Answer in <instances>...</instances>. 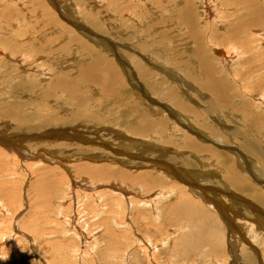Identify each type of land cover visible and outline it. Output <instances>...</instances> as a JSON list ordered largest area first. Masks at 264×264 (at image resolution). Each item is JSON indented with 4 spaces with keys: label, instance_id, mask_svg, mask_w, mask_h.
<instances>
[{
    "label": "rangeland",
    "instance_id": "rangeland-1",
    "mask_svg": "<svg viewBox=\"0 0 264 264\" xmlns=\"http://www.w3.org/2000/svg\"><path fill=\"white\" fill-rule=\"evenodd\" d=\"M213 1L219 22L202 17L199 0H0V26L22 44L9 49L14 40L0 37V264H264V38L256 34L264 30V0ZM188 15L207 38L201 30L185 38L179 20ZM215 46L230 55L222 61ZM91 63L99 82L75 80ZM62 71L74 80L75 97L47 90ZM148 100L164 107L152 115ZM134 104L148 116L143 123L156 122L143 136L117 123L123 112L127 121L138 118ZM183 135L193 144L183 145ZM119 137L164 149L121 147ZM158 153L168 165L178 163L161 165L172 176L157 173L159 162L152 170L143 165ZM82 162L129 177L149 171L155 186L148 187L162 193L89 175ZM230 170L246 182L233 183ZM182 194L197 208L183 204Z\"/></svg>",
    "mask_w": 264,
    "mask_h": 264
},
{
    "label": "bare ground",
    "instance_id": "bare-ground-1",
    "mask_svg": "<svg viewBox=\"0 0 264 264\" xmlns=\"http://www.w3.org/2000/svg\"><path fill=\"white\" fill-rule=\"evenodd\" d=\"M225 1V0H224ZM224 1H223V4H224ZM227 1V0H226ZM226 1H225V3H226ZM231 1V0H230ZM245 1H247V0H245ZM214 3V1L212 0V1H210V0H199V10H201V15H202V17H209V16H213L214 14H213V9L211 8V6H213L211 3ZM147 3V2H146ZM231 3V2H230ZM238 3V2H237ZM148 4V3H147ZM216 4V3H215ZM233 4H234V1H233ZM242 4V3H241ZM254 4V3H253ZM217 5V4H216ZM235 5V4H234ZM63 6V5H62ZM186 6V11H188V8H190V5H185ZM225 7H227V5H224ZM231 6H233V5H231ZM236 6V5H235ZM235 6H233V7H235ZM255 6V5H254ZM219 7V6H218ZM223 7V6H222ZM236 7H238V6H236ZM244 7V6H243ZM65 8H66V6H65ZM153 8V7H152ZM228 8H230V7H228ZM245 8V7H244ZM156 8L154 7V10H155ZM181 9V8H180ZM227 9V8H226ZM235 9V8H234ZM240 9V8H239ZM31 10V9H30ZM68 10V9H67ZM231 10V9H230ZM257 10H258V7H257ZM6 11V10H5ZM42 11H43V9H42ZM62 11V10H61ZM74 11V10H73ZM174 10L173 9H171V12H173ZM177 12L179 11V9H177L176 10ZM233 11H235V10H233L232 9V12L231 13H233ZM238 11V10H237ZM67 12V11H66ZM236 12V11H235ZM235 12L233 13V14H235ZM251 12V11H250ZM41 13V12H40ZM40 13H37V14H40ZM45 13H46V11H45ZM44 13V15L43 16H45L46 14ZM64 13V12H63ZM180 13V12H179ZM228 13H229V11H228ZM230 13V14H231ZM246 13V12H245ZM257 13V15H256V17H258L259 15H258V13H259V10H258V12H256ZM49 12H48V16H49ZM68 14V13H67ZM70 14V13H69ZM173 14V13H172ZM182 14V13H181ZM200 14V13H199ZM77 15V14H76ZM75 15V16H76ZM216 15V14H215ZM38 16V15H37ZM78 16V15H77ZM151 16V15H150ZM217 16V15H216ZM216 16H213L212 17V20H214V19H216V22H219L218 20H217V17ZM255 16V15H254ZM41 17V16H40ZM178 18V17H177ZM67 19V18H66ZM71 19H72V17H71ZM173 19H174V17H173ZM170 20H172V19H170ZM257 20V19H256ZM44 21V20H43ZM47 21V20H46ZM51 21V20H50ZM73 21H76L77 22V19H76V17H73V20H72V24L75 26V27H81L80 25H78V23L76 24L75 22H73ZM198 19H192V17H191V19H190V15H188V16H186L185 18L183 17V16H181L180 17V20H179V25L181 26H185L184 28H186V32H187V34L186 33H184V36H186L185 38H188V39H191V38H193L192 40H194V38H195V36L200 32V30H201V34L203 35V37L205 38H207L208 36V34L206 35V28H205V30L204 29H202V28H200V26L199 25H197L198 24ZM48 22H49V20H48ZM48 22H47V24H48ZM68 22V21H67ZM71 22V21H70ZM169 22V21H168ZM178 22V21H177ZM46 23V22H45ZM52 23H54V21L52 22ZM253 23V22H252ZM49 24H51L50 22H49ZM70 24V23H69ZM206 24V23H205ZM19 25V24H18ZM178 25V26H179ZM208 25V24H207ZM249 25V24H248ZM42 26L43 27H46V25L45 24H42ZM253 27H256V26H253ZM5 28H7L6 26H5ZM50 28H52L51 26H50ZM60 28V27H59ZM82 28V27H81ZM181 28V27H180ZM200 28V29H199ZM39 29H41V28H39ZM53 29H54V27H53ZM264 29V28H263ZM86 30V29H85ZM45 31V30H44ZM44 31L42 32V33H44ZM208 31V30H207ZM27 32V31H26ZM257 31H256V29L254 30V33H256ZM10 33H11V31L8 33V29H6L5 31H4V27L3 26H0V37H3V36H5L3 39H2V42H4L5 41V44H6V42H8V39L9 40H14V41H12V44H10L9 45V49H12V48H17L18 46H20V45H22V44H19V40L14 44L13 42H15V39H16V36H11L10 37ZM250 33V32H249ZM86 34V33H85ZM88 34V33H87ZM256 34H258V35H260L262 38H264V30H262V31H258ZM11 35H13L12 33H11ZM42 35V34H41ZM179 35V34H178ZM7 36V37H6ZM62 36V35H61ZM63 37H64V34H63ZM62 37V38H63ZM76 37H77V35H76ZM88 37V36H87ZM261 38V39H262ZM44 39V38H43ZM64 39V38H63ZM89 39H91V38H89ZM100 39V38H99ZM175 39V38H174ZM198 39V38H197ZM257 39V38H256ZM22 40H24V39H22ZM94 40V39H93ZM191 40V41H192ZM196 40V39H195ZM199 40V39H198ZM207 40V39H206ZM253 40H255V39H253ZM262 40H264V39H262ZM103 41V40H102ZM187 41V43L189 42L188 40H186ZM241 41V40H240ZM243 41V40H242ZM247 41V40H246ZM2 42H1V40H0V43H1V45L3 46V44H2ZM104 42V41H103ZM195 42V41H194ZM197 42V41H196ZM209 42H211V41H209ZM244 42V41H243ZM248 42V41H247ZM96 43H98V41L96 42ZM174 43V42H173ZM212 43V42H211ZM239 43H241V42H239ZM253 43V42H252ZM99 44H101V42L99 43ZM108 44V43H107ZM209 44V43H208ZM248 44V43H247ZM247 44H243L242 43V45H247ZM260 44V43H259ZM197 45V44H196ZM199 45V44H198ZM213 45V44H212ZM241 44L239 45V46H242ZM48 46H50V45H48ZM103 46V45H102ZM117 46V45H116ZM176 46V45H175ZM233 47L232 48H235L236 49V47L234 46V45H232ZM238 46V45H237ZM249 46V45H248ZM247 46V47H248ZM78 48L80 47L81 48V46H77ZM106 47V46H105ZM108 47V46H107ZM147 47V46H146ZM163 47V46H162ZM161 47V48H162ZM166 47V46H165ZM168 47V46H167ZM174 47V46H173ZM186 47H187V44H186ZM186 47H184V48H186ZM215 47H218V46H215ZM246 47V46H245ZM246 47V48H247ZM39 48V49H38ZM46 46H42V47H37V49L38 50H40L42 53H46V55H48L49 53L48 52H46ZM77 48V49H78ZM160 48V49H161ZM169 48V47H168ZM248 48H250V47H248ZM164 49V48H163ZM167 49V48H166ZM171 49V48H170ZM170 49H168V50H170ZM226 49V48H225ZM48 50V49H47ZM165 50V49H164ZM199 50V48H197V51ZM228 49H226V50H223V49H221V48H217V49H215L214 51H216L217 53H219V51H221V53H222V57H221V60L223 61L224 59H226L227 57H228V54L230 53V52H228L227 51ZM242 50V49H241ZM250 50V49H249ZM81 51V50H80ZM233 51H235V50H233ZM232 51V52H233ZM111 52V51H110ZM163 52V51H162ZM192 53H193V50L191 51ZM237 52V51H236ZM246 52V51H245ZM92 53V52H91ZM156 53V52H155ZM155 53H152V55L153 54H155ZM198 53V52H197ZM250 53H252V51L250 52ZM112 54H114V53H112ZM150 55V54H149ZM196 55V54H195ZM230 55V54H229ZM233 55V54H232ZM99 56V55H98ZM153 56H155V55H153ZM152 56V57H153ZM10 57V56H9ZM13 57V56H12ZM56 58V57H55ZM54 58V59H55ZM154 58V57H153ZM156 58V57H155ZM54 59L52 58L51 60H52V62H54ZM59 59V58H58ZM62 59V58H61ZM96 59V58H95ZM94 59V60H95ZM120 59V58H119ZM93 59H92V61H94ZM157 60V59H156ZM77 61H79L78 59H77ZM111 61V60H110ZM202 61V60H201ZM111 63V62H110ZM119 63H120V61H119ZM122 63V62H121ZM200 63H202V62H200ZM264 63V62H263ZM97 64V63H96ZM113 64V63H112ZM111 64V65H112ZM161 64V63H160ZM159 64V65H160ZM206 64V63H205ZM204 65V64H203ZM103 66H105V65H103ZM103 66H101V67H103ZM122 66V65H121ZM126 66V65H125ZM130 66V65H129ZM161 66V65H160ZM93 67V63H91V64H88V65H84V66H82V67H80V69H79V67H78V69H79V71H78V76H75V77H77L75 80H83V78L85 77V76H87L86 78H89V81L91 80V81H93V82H96L97 80H98V75H97V72L99 73V71H96V69H94V68H92ZM96 67H98V66H96ZM107 67V66H106ZM114 67V66H113ZM123 67V66H122ZM165 67V66H164ZM261 67V68H260ZM125 68V67H124ZM157 68V67H156ZM161 69H162V66L160 67ZM166 69H165V71L167 70V67H165ZM77 69V70H78ZM97 69H99V68H97ZM102 69V68H101ZM123 69V68H122ZM204 69V68H203ZM105 70V69H104ZM259 70L261 71V72H263V70H264V65H260L259 66ZM108 71L109 72H112V69H111V67H110V69H108ZM151 71V70H150ZM57 72V71H56ZM107 72V71H106ZM162 72H163V70H162ZM173 73H174V71H172ZM37 73V72H36ZM55 73V72H54ZM113 73V72H112ZM129 73V72H128ZM152 73V72H151ZM157 73H159V74H161L160 73V71L159 72H157ZM170 73V72H169ZM172 73V75H173V78H174V74ZM188 73V72H187ZM42 75V74H45L44 73V70L43 71H39L38 72V75ZM112 75H114V74H112ZM111 75V76H112ZM131 75V74H130ZM148 75V74H147ZM152 75V74H151ZM154 75V74H153ZM189 75V74H188ZM43 77H45V76H47V74H45V75H42ZM70 76V75H69ZM125 76V75H124ZM133 76V75H132ZM167 76H168V74H167ZM170 76H171V74H170ZM190 76V75H189ZM259 76V75H258ZM43 77H41L42 79H44ZM115 76H113V80L111 81L112 83H113V81H114V79L116 78H114ZM118 77V76H117ZM142 77V76H141ZM169 77V76H168ZM55 79L53 80V81H51V82H49V86L47 87V90H52V92H54V91H59V92H61V93H67V95L69 94V95H71V96H76V95H74L73 93H76V90L74 89V87L72 86V83H73V79H72V81H71V79H69V77H68V75H67V77H66V75H65V73L62 71V72H59V73H56L55 74V77H54ZM106 78V77H105ZM170 78V77H169ZM210 78V77H209ZM208 78V79H209ZM118 79V78H117ZM172 79V78H171ZM126 80V79H125ZM119 81V80H118ZM77 82V81H76ZM97 82H99V81H97ZM126 82H127V80H126ZM131 82V81H130ZM208 82V81H207ZM82 83V82H81ZM163 83H166V82H163ZM74 84V83H73ZM80 84V83H79ZM84 84H85V82H84ZM99 84V83H98ZM183 84V83H182ZM215 84V83H214ZM75 85V84H74ZM77 85H78V83H77ZM113 85H114V83H113ZM133 85H135V84H133ZM153 85V84H152ZM137 86V85H136ZM141 87V86H140ZM155 87V86H154ZM102 88V87H101ZM119 88V87H118ZM45 89V88H44ZM97 89V88H96ZM108 89V88H107ZM111 89V88H110ZM117 89V88H116ZM214 89V88H213ZM222 89H224V88H222ZM100 90V89H99ZM102 90V89H101ZM137 90V89H136ZM210 90H212V89H210ZM210 90H208V91H210ZM85 91V90H84ZM108 91V90H107ZM121 91H123V90H121ZM120 92V91H119ZM109 93V92H108ZM114 93V92H113ZM137 93V92H136ZM136 93H135V95H136ZM167 93V92H166ZM212 93L213 94H215V95H220V94H218V93H216L215 91H212ZM242 93H246L245 91H244V89L242 90ZM261 93H263V91L261 92ZM252 94V93H251ZM80 95V94H79ZM142 95H143V93H142ZM183 95H184V93H183ZM239 95V94H238ZM253 95V94H252ZM120 96V93H119V95H118V97ZM144 96H145V93H144ZM221 96V95H220ZM260 96V95H259ZM121 97V96H120ZM239 97H241V96H239ZM262 97V96H261ZM105 98V97H104ZM138 98V97H137ZM140 98H142V96L140 97ZM254 98V97H253ZM258 98V97H257ZM260 100H262L261 98H260ZM149 102L148 103H146L148 106H146V108H147V110H146V112H148V113H151L152 115L153 114H156V113H158L160 110V108H163L164 106L163 105H159V107L158 106H151V101L150 100H148ZM92 102V101H91ZM235 102H237V101H235ZM9 103V102H8ZM78 103V102H77ZM144 103V102H143ZM248 103V102H247ZM262 103V102H261ZM159 104V103H158ZM157 104V105H158ZM73 105V104H72ZM71 105V106H72ZM80 105V104H79ZM179 105H181V104H179ZM179 105H177V106H179ZM248 105V104H247ZM247 105H245V104H243V107L244 106H247ZM264 105V104H263ZM15 106V105H14ZM80 107V106H79ZM131 107V109H133L134 111H137L138 112V109L136 108V105L134 104V105H131L130 106ZM180 107V106H179ZM183 107V106H182ZM250 107H252V106H250ZM7 108V107H6ZM76 108V107H75ZM78 108V107H77ZM76 108V109H77ZM92 108V107H91ZM246 107H244V109H245ZM165 109V108H164ZM163 109V110H164ZM175 109V108H174ZM183 109V108H182ZM243 109V110H244ZM173 110V109H172ZM176 110H178L177 108L175 109V111ZM249 110H250V108H249ZM16 111H18V110H16ZM79 111V110H78ZM174 111V112H175ZM171 112V114L173 115V116H176V115H178L179 113V111L178 112ZM182 112H184L183 110H182ZM252 112V111H251ZM126 113L127 112H123L122 114H120L121 115V117H120V123L119 122H117L119 125H122L124 128H125V130L127 131V133H130V134H134V135H136V134H139V135H141V136H143L145 133H146V130H147V125H149V124H153V123H156V122H149V121H146V123H143L142 121L144 120V117H148L147 115L145 116V114H143V113H141V112H138V118H134L133 119V121H127L126 119H125V115H126ZM161 113V112H160ZM21 114V113H20ZM33 114V113H32ZM88 114V113H87ZM185 114V113H184ZM36 115V114H35ZM187 115V114H186ZM190 115V117L192 116V112L189 114ZM189 115H188V117H189ZM253 115V114H252ZM74 116V115H73ZM134 116V115H133ZM21 117H23V116H21ZM20 117V118H21ZM91 117H92V115H91ZM78 118V117H77ZM40 119V118H39ZM86 119V118H85ZM174 119V118H173ZM177 119V118H176ZM25 120V119H24ZM178 120V119H177ZM93 121V120H92ZM191 121V120H190ZM200 121V120H199ZM157 122H161V120L159 119V120H157ZM43 123V122H42ZM49 123V122H48ZM72 124H74V123H72ZM196 124H198V123H196ZM200 125H201V123H199ZM198 124V125H199ZM44 125V124H43ZM94 125V124H93ZM232 126V125H231ZM150 127V126H149ZM35 128V127H34ZM194 128V127H193ZM73 129V128H72ZM190 129V128H189ZM177 130V129H176ZM172 131H174V132H172L171 133V130L169 131V133L170 134H172L173 135V133H176L177 131H179V130H177V131H175V130H172ZM182 131V130H181ZM189 131H192V130H189ZM180 132V131H179ZM179 132H178V134H179ZM115 133V132H114ZM192 133V132H191ZM118 134V133H117ZM159 134V133H158ZM158 134H157V136H158ZM114 136H116V135H114ZM114 136L113 137H111V139L110 140H113L112 142L113 143H115V142H117L116 141V138H114ZM124 136H127L126 134L124 135ZM175 136V135H174ZM184 136V135H183ZM123 137V136H122ZM161 137H162V134H161ZM163 137H165V135L163 136ZM54 138V137H53ZM155 136H153L152 137V140H155ZM158 138V137H157ZM174 138V137H173ZM172 138V139H173ZM181 139V138H180ZM179 139V140H180ZM177 141V140H176ZM180 141H182V140H180ZM165 142H166V140H165ZM164 142V143H165ZM135 143H143V145L144 144H146V143H149L148 141H145V140H142V139H138L137 137H130L129 139H127L126 137H125V140H123V139H121L120 137H119V145L121 146V147H127V146H130V145H134ZM152 144H153V141L151 142ZM157 142H155L153 145L152 144H148V145H151L152 147H155L156 148V151H158V150H162V149H164V147L163 146H159V145H157L156 144ZM5 144V143H4ZM160 144V143H159ZM191 144H193V140L190 138V136H184L183 137V145H191ZM111 145V144H110ZM147 145V144H146ZM162 145V144H161ZM85 146V145H84ZM119 146V147H120ZM135 146V145H134ZM118 147V148H119ZM201 148H202V150L203 151H205V152H209L211 155H212V153H211V150L210 149H207V147H205V146H200ZM115 148V147H114ZM201 148H198V149H201ZM112 149V148H111ZM117 149V148H116ZM146 149V148H145ZM173 149V148H172ZM144 150V149H143ZM115 151V150H114ZM119 151V150H118ZM117 151V152H118ZM149 151V150H148ZM174 151V150H173ZM46 152H48V150L46 151ZM117 152H116V154H117ZM144 152H146L145 150H144ZM162 152H163V150H162ZM167 152V151H166ZM170 152H172V150L170 151ZM168 153V152H167ZM172 153H174V152H172ZM22 154V153H21ZM52 154V153H51ZM175 154V153H174ZM164 154H162V153H158L155 157H153V158H148L147 160H149V161H147L148 163H146V162H144L143 163V165L144 164H147V165H149L151 168H147V167H145L146 169H149V170H152V169H156V164L159 162V165H158V169L159 170H156L157 171V173L158 174H162L163 175V177L164 178H168L169 176H172L171 175V173H169V171H168V169H167V167H165L164 169H162L163 167H161V165L162 164H165V166H172L171 164H167L166 162H163V160H160V159H158V157H160V156H163ZM214 156V155H213ZM112 158V157H111ZM173 160V159H172ZM104 163V162H103ZM139 163V162H138ZM103 165V164H102ZM178 165V163H173V166L174 167H176ZM78 166H80V168L84 171V172H86V173H88L89 175H92V176H102V177H104V176H112V177H115V178H120V179H126L127 181H130V182H132V183H140V184H142L145 188H146V190H149V191H151V193L153 194H156L155 196H159L162 192H161V190L160 189H158V190H156L155 189V191H153L152 192V188H154V184L153 185H150V183L148 182V181H153L154 179H153V177L151 176V174L149 173V171H146V170H140V171H138L134 176H132V177H129L127 174H126V170H121V169H114V168H111L110 166H97V167H93V166H90V164H88V163H85V162H82V163H78ZM138 166H140V165H138ZM172 166V167H173ZM26 167V166H25ZM240 167V166H239ZM78 168V167H77ZM135 170V169H134ZM186 173V172H185ZM235 173H234V171L233 170H230L229 172H227V177L233 182V183H239V185H243L244 184V182H246V181H244L243 179L244 178H242V177H240V176H238V177H236L235 175H234ZM91 176V177H92ZM185 176V175H184ZM163 177H161V179H163ZM188 177V176H187ZM190 178V177H189ZM193 178V177H192ZM228 179V180H229ZM148 180V181H147ZM178 180V179H177ZM197 180V179H196ZM179 181V180H178ZM180 181H182V180H180ZM184 181V185L186 186H188V187H196V186H198V183L196 184V183H194V182H191V181H188V180H183ZM194 181V180H193ZM182 183V182H181ZM135 185V184H134ZM212 185V184H211ZM237 185V184H236ZM148 186H150V187H152V188H149ZM247 186H249V185H247ZM181 187V186H180ZM219 187V186H218ZM198 188L200 189V190H202L203 191V189L202 188H204V190H205V186H198ZM243 188L245 189V187L243 186ZM248 189H249V187H247ZM126 189V188H125ZM124 189V190H125ZM136 189V188H135ZM207 189H209V188H207ZM124 190H122L123 192H124ZM128 190V192L126 191V194H128V193H130L129 191V189H127ZM210 190V189H209ZM138 191V193H139V190H137ZM137 191L135 190L134 191V189H133V191L132 192H134L133 193V195L134 194H136L137 193ZM149 191H148V195L149 194H151V193H149ZM136 192V193H135ZM212 192V191H211ZM121 193V192H120ZM179 193H183L182 192V190H179ZM131 194V193H130ZM144 194H146V193H144ZM147 195V196H148ZM146 196V197H147ZM203 196H204V194H203ZM10 197V196H9ZM143 198V197H142ZM178 198H181L180 197V195H178ZM183 199V200H182ZM182 199L180 200L181 202H183V204H186L187 206H188V208H190V206H192V204L193 205H195L194 207H196L197 208V206H196V204H195V202L190 198V195H188V194H182ZM212 199V198H211ZM132 201V200H131ZM153 203H155V202H153ZM198 203V202H197ZM213 203V202H212ZM198 204H200V203H198ZM213 204H215V203H213ZM218 205V204H217ZM184 206V205H183ZM217 209H218V206H216V205H214ZM222 206V205H221ZM193 207V206H192ZM221 209H222V207H221ZM220 209V210H221ZM223 211V210H222ZM185 213V212H184ZM189 215V214H188ZM187 215V216H188ZM258 218H255L254 219V221L255 220H257ZM191 220V219H190ZM193 220V219H192ZM253 220V219H252ZM257 223H261V220L259 221L258 220V222ZM225 224V223H224ZM262 224V223H261ZM258 225V224H257ZM263 225V224H262ZM259 227H262L261 225L259 226ZM264 227V226H263ZM230 229V228H229ZM231 230V232H233L234 233V231H233V229H230ZM259 230H260V228H259ZM262 230V229H261ZM264 230V229H263ZM264 235V234H263ZM158 245V244H157ZM213 251V250H212Z\"/></svg>",
    "mask_w": 264,
    "mask_h": 264
},
{
    "label": "clouds",
    "instance_id": "clouds-1",
    "mask_svg": "<svg viewBox=\"0 0 264 264\" xmlns=\"http://www.w3.org/2000/svg\"><path fill=\"white\" fill-rule=\"evenodd\" d=\"M3 259H7V257L5 256V257H3Z\"/></svg>",
    "mask_w": 264,
    "mask_h": 264
}]
</instances>
